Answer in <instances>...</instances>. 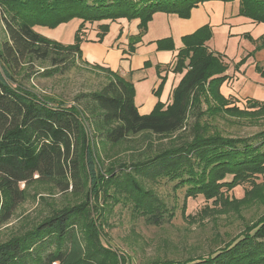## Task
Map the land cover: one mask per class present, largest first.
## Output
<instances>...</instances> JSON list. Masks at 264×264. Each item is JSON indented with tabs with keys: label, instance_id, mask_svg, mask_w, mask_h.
<instances>
[{
	"label": "trees",
	"instance_id": "trees-1",
	"mask_svg": "<svg viewBox=\"0 0 264 264\" xmlns=\"http://www.w3.org/2000/svg\"><path fill=\"white\" fill-rule=\"evenodd\" d=\"M206 1L213 0H0L7 35L0 49V226L26 200L31 183H55L62 192L71 187L72 195L83 198L70 208L54 212L51 207L52 215L43 217L35 230L0 245V264H24L25 258L33 264H118L95 226L104 176L95 149L87 143L85 122L92 125L96 136L112 145L144 133L168 138L172 148L160 159L175 160H170L164 171L169 176L176 173L180 182L194 181L187 196L201 195L222 207L204 210L216 215L228 210L239 214L242 207H264V102L247 100L240 108L220 93L228 65L206 47L211 38L209 27L181 38L183 47L176 55L173 72L183 75L169 104L156 103L149 115L138 113L132 84L100 66L93 67L104 69L113 80L98 92L81 94L68 106L24 84L38 64L65 66L72 56L83 61L76 43H52L38 34L35 26L54 27L74 18L115 21L128 17L139 19L141 35L154 12L188 18L193 8ZM218 1H238L240 16L264 24V0ZM98 30L103 33L97 34L102 40L108 27L100 25ZM138 41V37L134 39V43ZM160 45L171 48L170 43ZM258 47L264 48V37ZM257 70L264 76V67ZM217 118L239 125H261L263 129L244 138L224 136L211 123ZM195 165L199 172L194 171ZM106 172L115 179L111 168ZM258 176L263 181L257 184ZM228 177L230 181H226ZM243 183H250L251 188L241 199L224 197L223 189L231 191ZM39 202L48 205L42 196ZM146 209L151 215L148 220L156 221L158 209L151 204ZM83 228L89 232L85 238L78 233L84 232ZM50 245L53 250L42 258L40 251ZM177 264H264V213L244 223L235 245L224 246L214 257Z\"/></svg>",
	"mask_w": 264,
	"mask_h": 264
},
{
	"label": "rangeland",
	"instance_id": "rangeland-1",
	"mask_svg": "<svg viewBox=\"0 0 264 264\" xmlns=\"http://www.w3.org/2000/svg\"><path fill=\"white\" fill-rule=\"evenodd\" d=\"M190 15L188 18H181L173 13L156 11L146 23L145 31L141 35L138 28L139 19L129 20L128 17H121L115 21L111 19L84 21L74 18L54 27L35 26L34 30L52 43L62 46H72L76 43L81 53L82 49L89 50L90 54H86V58H91L89 62L87 61L90 65L84 63L85 56H82L84 62L72 56L65 66L62 64L51 66L50 62L38 64L30 70L36 72L30 75L28 80H24V84L68 106L74 104L81 94L98 92L106 83L113 80L107 71L93 66H103L109 69V72L117 74L125 69L127 71L125 79L132 84L134 90V105L141 110L140 115H149L156 103L165 104L175 87L172 89L171 81L166 82L165 75L160 78L158 66L151 68L154 65L151 61L143 63V66H137L139 60L134 59L132 55L133 53L144 55L152 51L167 52L166 56L172 52L178 54L179 50L175 43H182L181 38L184 35L179 36V31L172 21L174 19L186 21L190 19ZM4 16L0 6V49L7 40L2 20ZM100 25L108 27L103 36V39L107 36L105 40L97 37L98 32L103 34L98 30ZM122 25L125 27L124 35L129 34L127 37H122ZM155 32L157 34H154ZM137 37L139 41L134 43ZM160 43H170L171 48L163 49L161 45L159 48ZM120 53L123 59H117ZM157 53L153 54L151 60L156 58ZM133 73L135 76L132 78ZM153 100H156V103L152 106L150 103ZM244 106L246 104H242L240 108ZM211 123L221 134L229 137L244 138L263 129L261 125L249 123L239 125L221 118ZM84 127L87 143L95 149L98 168L104 176L102 192L96 202L95 212H99V215L94 219L95 226L97 225V229L100 228L102 241L115 253L118 264H122L123 260L125 264H177L197 262L210 255L214 257L224 246L235 245L244 223L254 221L264 213V207L259 205L242 207L239 214L228 210V213L217 212L216 215L214 211L204 210L206 207L219 210L222 207L220 204L214 206L201 195L187 196L191 193L188 189L194 186V181L185 179V182H180L182 179H178L176 173L173 172L169 176L164 171L170 160H175L160 159L163 152L172 148L168 138L144 133L112 145L96 136L89 122H85ZM196 167L195 165L194 171L199 172V167ZM110 168L116 176L115 179H111L106 172ZM185 176L187 175L184 174ZM262 178L256 177L255 183H261ZM226 181H230V178H226ZM20 187L23 188L24 184ZM249 188L250 183H243L231 191L226 192L223 189L224 197L239 200ZM71 191L69 187L67 191L62 192L55 183H31L27 187L26 200L1 224L0 245L36 229L42 223L43 217L52 215L53 212H49L51 207L55 212L63 207L70 208L80 204L83 198L72 195ZM37 193L40 194L33 199V195ZM1 195L0 193V208L3 203ZM39 196L46 198L48 205L40 203ZM149 204L160 213L156 221L148 220V217H151L147 215L149 212L146 209ZM83 230L84 232L78 233L85 238L89 232L84 228ZM49 250H53L51 245L40 251L42 258ZM23 262L33 264L26 258Z\"/></svg>",
	"mask_w": 264,
	"mask_h": 264
},
{
	"label": "crops",
	"instance_id": "crops-1",
	"mask_svg": "<svg viewBox=\"0 0 264 264\" xmlns=\"http://www.w3.org/2000/svg\"><path fill=\"white\" fill-rule=\"evenodd\" d=\"M238 12V1H206L191 10L190 19L186 21L174 19L172 23L174 22V26L179 31V36L190 35L203 26L209 27L212 36L205 45L210 52L224 58V62L228 65L225 72L227 79L221 85L220 93L225 98L235 100L238 106H242L247 100L264 102V76L257 70V67H264V48L258 47L259 40L264 37V24L255 23L240 16ZM123 30H125L124 26L121 29L122 33ZM129 31L131 32V29ZM128 35L123 33L122 37ZM175 45L178 50L183 47L180 42H176ZM81 48L83 47L81 46ZM82 50V56L86 58V54H90L89 50ZM115 52L119 53L120 51ZM121 53L117 59H123ZM154 53L157 52L152 51L144 53V55L133 53L132 57L139 60L137 66H143V63L148 61L154 64L151 68L158 66L160 78L165 75L166 82L171 81L173 89L183 75V73L174 74L173 72L176 52H172L168 56H166L167 52L157 53L156 58L151 60ZM89 58H86V62H89ZM241 61L243 63H240ZM119 75L127 78V71L123 69ZM134 76L135 73L131 74L132 78ZM169 102L170 97L164 105ZM155 103L156 100H153L150 105L153 106ZM137 111L141 114L138 107Z\"/></svg>",
	"mask_w": 264,
	"mask_h": 264
}]
</instances>
